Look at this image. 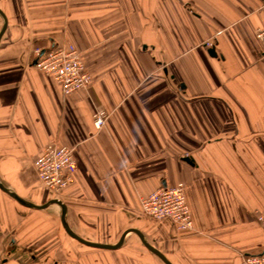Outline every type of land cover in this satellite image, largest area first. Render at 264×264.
Returning a JSON list of instances; mask_svg holds the SVG:
<instances>
[{
  "label": "crops",
  "instance_id": "1",
  "mask_svg": "<svg viewBox=\"0 0 264 264\" xmlns=\"http://www.w3.org/2000/svg\"><path fill=\"white\" fill-rule=\"evenodd\" d=\"M0 8L1 183L38 205L59 199L88 240L114 245L138 229L173 264H242L264 252V0H0ZM53 40L80 50L88 88L66 94L34 64L35 49ZM100 107L108 116L97 129ZM50 144L73 148L77 163L59 194L35 167ZM178 183L193 219L187 233L141 215L144 197ZM61 215L57 203L31 208L0 189L4 264H165L135 232L116 249L85 245Z\"/></svg>",
  "mask_w": 264,
  "mask_h": 264
},
{
  "label": "built area",
  "instance_id": "2",
  "mask_svg": "<svg viewBox=\"0 0 264 264\" xmlns=\"http://www.w3.org/2000/svg\"><path fill=\"white\" fill-rule=\"evenodd\" d=\"M257 37L264 44V26L257 31ZM211 47L213 41H206ZM37 63L41 71L52 76L69 94L88 88L93 77L86 67L80 50L72 43L50 41L46 47L35 49ZM108 116L104 108H98L93 115L94 125L100 129ZM40 183L53 194H59L73 181L77 172L74 150L67 145H48L35 162ZM143 216L154 220H169L180 233L193 229V219L187 201L184 183L176 185H160L156 190L144 197L141 202ZM264 225V212L257 215ZM5 259L0 257V264ZM242 264H264V252L244 255Z\"/></svg>",
  "mask_w": 264,
  "mask_h": 264
},
{
  "label": "water",
  "instance_id": "3",
  "mask_svg": "<svg viewBox=\"0 0 264 264\" xmlns=\"http://www.w3.org/2000/svg\"><path fill=\"white\" fill-rule=\"evenodd\" d=\"M0 15L2 16L3 20H4V24L0 30V41H1V38L3 36V34L5 33L6 29H7V26H8V18H7V15L5 14V12L0 8ZM205 47L208 48V52L210 53L211 56H214V57H218L219 56V53L215 47V45L211 46V47H208L207 45H205ZM37 63V59L34 60V64ZM185 85L182 83L181 84V88H184ZM185 160L190 162V163H193L191 157L189 156H186L185 157ZM0 189H2L3 191H5L6 193H8L10 196H12L13 198H15L19 203H21L22 205L24 206H28V207H31V208H36V209H44L46 207H48L50 204L52 203H57L61 206L62 208V215H61V220H62V224H63V227L65 228L66 232L73 238L77 239L78 241L82 242L83 244L85 245H88V246H91V247H97V248H104V249H116L118 247H120L124 241V238L125 236L130 233V232H135L137 233L140 238L142 239L144 245L152 252L154 253L156 256H158L165 264H173L168 258L167 256L161 251L159 250L157 247H155L153 244H151L147 239L146 237L144 236V234L138 230V229H135V228H130V229H126L119 242L117 244H114V245H110V244H104V243H98V242H94V241H91V240H88L82 236H80L78 233H76L68 224L67 222V219H66V216H67V207L66 205L60 201L59 199H52L51 201H49L48 203H45L43 205H38V204H35L21 196H19L15 191H13L12 189H9L8 187H6L3 183L0 182Z\"/></svg>",
  "mask_w": 264,
  "mask_h": 264
},
{
  "label": "rangeland",
  "instance_id": "4",
  "mask_svg": "<svg viewBox=\"0 0 264 264\" xmlns=\"http://www.w3.org/2000/svg\"><path fill=\"white\" fill-rule=\"evenodd\" d=\"M1 19V18H0ZM92 75V74H91ZM46 188V187H45ZM47 189V188H46ZM47 190H49V189H47ZM50 191V190H49ZM51 192V191H50ZM141 215L143 216V213H142V211H141ZM145 217V216H144ZM147 218V217H146ZM149 219V218H148Z\"/></svg>",
  "mask_w": 264,
  "mask_h": 264
}]
</instances>
